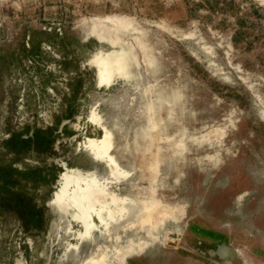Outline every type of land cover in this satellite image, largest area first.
Instances as JSON below:
<instances>
[{"label": "rangeland", "instance_id": "374dc122", "mask_svg": "<svg viewBox=\"0 0 264 264\" xmlns=\"http://www.w3.org/2000/svg\"><path fill=\"white\" fill-rule=\"evenodd\" d=\"M0 264H264V0H0Z\"/></svg>", "mask_w": 264, "mask_h": 264}, {"label": "bare ground", "instance_id": "6f19581e", "mask_svg": "<svg viewBox=\"0 0 264 264\" xmlns=\"http://www.w3.org/2000/svg\"><path fill=\"white\" fill-rule=\"evenodd\" d=\"M97 194V193H96ZM93 196V195H92ZM153 205V204H152ZM149 202H142L140 205H138V207L136 208V210L138 211V210H141V212L138 214V212H136V214H137V216L135 217V219H133V216H132V221L134 220L135 222H140V220L142 219V218H144V216L146 215V211H147V209H148V207L149 206H152ZM157 210L158 211H160L159 209H158V207H156V212H157ZM161 211H163L162 209H161ZM161 211L158 213V214H160L161 213ZM135 214V215H136ZM155 214V213H154ZM149 215V214H148ZM151 215H152V213H151ZM160 216H161V214H160ZM119 217V216H118ZM142 217V218H141ZM152 217H153V215H152ZM151 217V220H153V218ZM159 217V216H158ZM128 218H130V217H128ZM166 218V217H165ZM149 219V218H148ZM155 219V218H154ZM167 219V218H166ZM150 220V219H149ZM150 220V221H151ZM157 220H160V218L159 219H157ZM150 221H148V223L150 222ZM152 222V227L154 226V225H156V224H154V223H157V222H159V221H154V223H153V221H151ZM149 224V225H150ZM140 244V243H139Z\"/></svg>", "mask_w": 264, "mask_h": 264}]
</instances>
